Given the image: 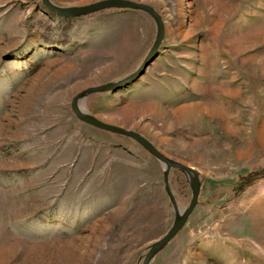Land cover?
Segmentation results:
<instances>
[{"label":"rangeland","instance_id":"rangeland-1","mask_svg":"<svg viewBox=\"0 0 264 264\" xmlns=\"http://www.w3.org/2000/svg\"><path fill=\"white\" fill-rule=\"evenodd\" d=\"M100 0H48L69 9ZM60 16L0 0V264H142L191 198L188 175L72 102L133 130L198 174L200 193L150 264H264V0H130ZM166 179V183H164Z\"/></svg>","mask_w":264,"mask_h":264},{"label":"water","instance_id":"water-1","mask_svg":"<svg viewBox=\"0 0 264 264\" xmlns=\"http://www.w3.org/2000/svg\"><path fill=\"white\" fill-rule=\"evenodd\" d=\"M44 4L47 8H49V10L55 12L56 14L60 16H64V17L84 14V13H88V12L95 11L101 8H106V7L135 8V9H140V10L149 12L157 22L158 34L153 42L151 49L147 53L143 63L141 64L137 72H135L132 76H130L127 79L119 80L111 84L110 83L101 84L98 86L88 88L86 92H95V91H100V90L113 89L121 85V83L131 80L134 76L139 75L143 71L147 63L149 62L150 58L157 51L158 45L163 36V26H162L160 18L156 15L154 10L151 9L148 5H145L139 2H134L130 0H100V1L89 3V4L74 6L69 9L57 8L54 6L53 3H49L48 0H44ZM77 97L78 95L75 96V99L72 102V108H73V111L80 117L82 121L94 127L103 129V130L133 138L139 144H141L147 151H149L156 158L162 161L164 171H166L169 167H175V168H179L183 170L189 177L190 188H191V198H190L189 204L185 209L179 210L178 219L172 224L169 230L159 240L155 241L149 248L142 264H150L155 253L160 248H162L164 245H166L178 233V231L184 225V223L186 222L187 218L189 217L193 209L196 207L198 196L200 193V183L198 179V174L195 170H193L192 168L188 166L172 162L169 158H167L162 152H160L157 148H155L151 143H149L139 133L133 130H130V129L123 128L121 126H117L114 124L104 122L100 119L90 116L87 113V111L84 109L82 103L77 102ZM164 183H166V179H164Z\"/></svg>","mask_w":264,"mask_h":264},{"label":"trees","instance_id":"trees-1","mask_svg":"<svg viewBox=\"0 0 264 264\" xmlns=\"http://www.w3.org/2000/svg\"><path fill=\"white\" fill-rule=\"evenodd\" d=\"M259 176H264V168L256 170V171L248 172L247 174L241 176L239 178V183L237 187L235 188V191L236 192L240 191L244 187V185L252 182Z\"/></svg>","mask_w":264,"mask_h":264}]
</instances>
